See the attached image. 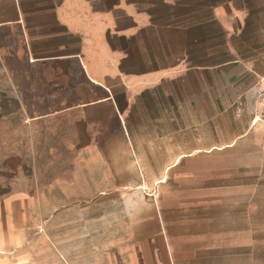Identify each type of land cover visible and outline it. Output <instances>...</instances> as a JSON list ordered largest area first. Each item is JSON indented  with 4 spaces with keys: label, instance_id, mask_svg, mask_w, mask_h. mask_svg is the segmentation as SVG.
I'll use <instances>...</instances> for the list:
<instances>
[{
    "label": "crops",
    "instance_id": "obj_1",
    "mask_svg": "<svg viewBox=\"0 0 264 264\" xmlns=\"http://www.w3.org/2000/svg\"><path fill=\"white\" fill-rule=\"evenodd\" d=\"M148 4L0 0V264H181L164 194L212 155L214 92L264 167V39Z\"/></svg>",
    "mask_w": 264,
    "mask_h": 264
},
{
    "label": "rangeland",
    "instance_id": "obj_2",
    "mask_svg": "<svg viewBox=\"0 0 264 264\" xmlns=\"http://www.w3.org/2000/svg\"><path fill=\"white\" fill-rule=\"evenodd\" d=\"M148 1L147 6L164 20L230 21L228 38L234 51L237 46L242 49V43L249 47L247 52L263 42L264 0H166L167 6L161 0ZM213 25L215 40L219 30ZM242 26L243 35L238 30ZM170 33L173 38L190 35L188 31ZM196 33L204 37L205 30L198 27ZM222 84L214 77V89ZM213 95L212 155L182 166L193 169L192 173L172 174L171 188L165 189L166 200L176 203L177 198L182 206L175 214L179 225L174 230L181 242L179 258L181 264H264V167L256 165L252 156L243 157V151L234 146L236 117H222L221 93ZM193 239L206 242L194 247Z\"/></svg>",
    "mask_w": 264,
    "mask_h": 264
}]
</instances>
